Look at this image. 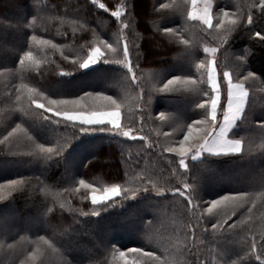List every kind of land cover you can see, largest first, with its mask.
Segmentation results:
<instances>
[{"label":"trees","instance_id":"trees-1","mask_svg":"<svg viewBox=\"0 0 264 264\" xmlns=\"http://www.w3.org/2000/svg\"><path fill=\"white\" fill-rule=\"evenodd\" d=\"M207 1L211 25L189 16L193 0H0V264H46L53 256L58 264H196L197 253L203 264H261L264 240L255 253L246 241L251 233L259 241L264 232V41L255 36L264 34V12L251 8L248 24L250 6L259 0ZM117 6L119 20L111 14ZM226 12L238 21L230 30L216 27ZM33 36L51 43L33 42ZM102 40L116 54L83 68L72 63L83 62L90 47L102 48ZM124 43L132 73L116 63L124 59ZM27 52L32 59L22 64ZM209 60L220 85L217 119L227 98L225 71L248 90L228 132L242 148L185 156L181 168V158L164 149L179 147L187 127L206 118L200 105L211 94ZM106 96L122 104V129L133 136L107 123L64 120L32 104L33 98L45 105L64 100L69 103L59 105L61 111L92 110L104 108L97 99ZM38 145L53 151L43 153ZM82 179L94 189L115 184L129 191L92 204ZM237 194L249 198L219 231L211 228L215 214L200 220L195 236L185 229L202 211H189L188 195L200 205ZM8 216L14 217L9 230ZM30 217L38 224L24 226Z\"/></svg>","mask_w":264,"mask_h":264},{"label":"snow or ice","instance_id":"snow-or-ice-1","mask_svg":"<svg viewBox=\"0 0 264 264\" xmlns=\"http://www.w3.org/2000/svg\"><path fill=\"white\" fill-rule=\"evenodd\" d=\"M92 3L97 4L98 0H92ZM193 3H195V0H193ZM98 7L105 8V5L103 3H99ZM251 8H258L261 12H264V0H259V3H253L250 6V11L248 14V24H251L253 22V17L251 14ZM107 10V9H106ZM113 16H115L118 20L122 17V13L119 10V6H117V10L111 13ZM229 13L224 14V19H221L216 27L217 28H224L225 30H230L232 27H234L238 21L236 19H230ZM190 17L196 18L195 12L189 13ZM201 19L206 25H211V21L209 19L208 15V8L205 7L203 12L198 17ZM32 25H29L31 27ZM128 25L124 24L122 25L121 31H123L124 28H127ZM168 31H171V29H168ZM255 36L258 37L260 40L264 41V34L261 32H256ZM32 41L39 43V44H50V41L46 40H38L36 36L32 37ZM100 46H92L89 48L87 52L86 58L83 60V62H79L77 60H73V64H79V67H87L89 64L95 63L97 60L107 57L109 54H116L117 49L112 45L105 41L99 42ZM52 47H56V45H52ZM205 52H215L216 49L212 48H205ZM123 60H117L116 63L123 64L127 69L129 73L133 72V67L131 64L130 57V49L128 47L127 43H124L123 45ZM24 59H32V53L27 52L24 54V57L21 58V63H24ZM65 59L67 60L68 57L65 56ZM198 68L203 67V65H197ZM208 84L211 88V94L207 100H205L200 107H204L207 109V116L205 119L195 121L192 124H190L187 127V131L185 132L183 139L179 141V147L175 148H166L164 149L166 152H174L176 153L181 159L179 160V165L181 168L185 166L184 163V157L192 152H199L201 149L209 150V148H215L216 150L225 151V152H239L242 148V142L240 140H235V145L233 146L234 140H223V139H213V126L215 125L217 121V106L220 101V85L217 81V75L215 72V69L213 67V61H208ZM252 76V73H249L247 77H244V79H248ZM180 78L176 77L173 79H170L163 85V88L159 89L160 91H165L170 88V85H173L176 81H178ZM223 79L227 81V97L229 100V89L232 90L233 96H238L241 93L244 94V101L240 104L234 103L231 109V115L229 117V122L225 125L227 126L235 117L239 114L240 110L242 109L244 102L246 100V97L248 95V90L245 87L244 82L239 83H233L232 79L230 77L229 72L225 71L223 73ZM193 83H195L193 81ZM103 99L108 100L111 102V105L113 106L111 110L107 111H98V110H86L82 108H78L74 111H68L64 110L61 111L59 109V105L67 104L69 101H57V100H49L47 105L43 103H38L34 98L32 99V104L35 106L36 109H42L45 113H50L53 116L60 117L64 120L68 121H78L83 124L91 125V124H99V123H108L110 124L114 129L120 131V133L123 136H133L132 135V129L128 130H122V123H121V108L122 105L118 103L116 100H114L112 97L106 96L103 97ZM73 103H79V102H73ZM225 117V114H224ZM165 117L163 114L160 115V119L163 120ZM19 127V125L17 126ZM226 130V127L219 132V137H223L224 131ZM16 131V129H13V132H9L8 136H6L4 139L8 140L13 133ZM144 139V137H141ZM3 141H0L2 143ZM38 148L43 153H51L53 151L52 148H44V146L38 145ZM129 160H132V157H129ZM144 180H147L148 178H143ZM10 185L15 186L17 183H22V181H10ZM80 185L84 187L85 189L91 190V203L97 204L99 202H103L106 200H109L113 197H116L120 194L121 191L128 192L129 189L127 188H121L118 185H112L111 187H105L100 191V194H97L98 190L94 189L91 184H87L83 179L79 181ZM3 186H0L2 188ZM185 189H188L190 186L188 184L184 185ZM179 195L185 197V191H180L179 189ZM135 194V192H133ZM191 195H188L187 201L189 205V211H192L196 207H200L202 209L200 217L197 218L196 225H185V229H190L192 232V235L195 236L196 229L199 227L200 220L208 215V214H215L216 216L218 214H222L221 218L217 220V222L213 225H211V228L215 231H219L221 228L225 226V223L232 217L233 213L232 210H236L241 203H243L245 200L249 198L248 194H237V195H225L221 198L212 200L210 202H201L200 205H194L193 199L190 198ZM103 198V199H101ZM97 201L94 203L93 201ZM51 211V209H49ZM251 211V209L249 210ZM229 228H237V224H228ZM260 239L259 241L256 238L255 233H251L249 238H247V247L249 252L255 253L257 251V246L260 243L261 240H264V232L259 233ZM191 244V240L188 238V232H185V246H188ZM141 252L140 249H129L130 254H139ZM119 257L123 258L125 256L124 252H120ZM145 255L149 258L152 257V253L148 252L145 253ZM257 259L261 260V264H264V246L260 247L259 249V255L257 256ZM196 264H203V261L199 259V253H197V260Z\"/></svg>","mask_w":264,"mask_h":264},{"label":"rangeland","instance_id":"rangeland-1","mask_svg":"<svg viewBox=\"0 0 264 264\" xmlns=\"http://www.w3.org/2000/svg\"><path fill=\"white\" fill-rule=\"evenodd\" d=\"M205 7H207L208 8V15H209V19H211L210 18V14H209V3H208V1L207 0H195V3H192V6H191V9H190V12H195V14H196V18H198L199 17V15L203 12V10H204V8ZM15 39V38H14ZM5 51V50H4ZM212 61V60H211ZM93 64V63H92ZM92 64H89L88 66H90V65H92ZM213 67H214V64H213ZM215 69V68H214ZM215 72H216V69H215ZM234 84L235 83H237V82H234V81H232ZM226 97H227V86H226ZM97 101L99 102V104L101 105L102 104V106L104 107V108H95V109H92V110H98V111H107V110H111L112 109V105H111V102L109 101V102H107V100H105V99H97ZM121 104V103H120ZM227 104H228V97L226 98V101H225V105H224V111H223V115H222V117H221V119L220 118H218L217 119V121H216V123H215V127L213 128V139H217V140H219V139H223V140H234V139H230L229 137H228V132H229V129L231 128V127H233V125H234V123H235V121H236V119L238 118V117H240V115H241V113H242V109L240 110V112H239V114L235 117V119H233L227 126H224V127H226V130L224 131V134H223V137L221 138V137H219V132H220V130H221V127H222V125H224V114H225V110H226V108H227ZM122 105V104H121ZM243 108V107H242ZM183 109H185V108H183ZM74 110H77V109H73V110H68V111H74ZM106 123V122H105ZM108 124V123H107ZM110 127H112L110 124H108ZM113 128V127H112ZM116 130V129H115ZM122 130H125V129H122ZM116 131H118V130H116ZM203 151H209V150H206V149H201L198 153L197 152H195V151H192V152H190V153H188L186 156H189L190 158L192 157L193 159H195V158H198V157H200L201 156V153L203 152ZM210 152H221L220 150H215V151H210ZM184 159V158H183ZM185 161V160H184ZM231 173V172H230ZM238 174L237 173H232L231 174V176L230 177H234V176H237ZM105 187H111V185H109V186H104V187H102V188H100V189H97L98 190V192H97V194H100V191L102 190V189H104ZM88 198H89V200L91 201V191H89L88 192ZM6 222H5V225L4 226H6V227H8V230H9V225L14 221V217L13 216H8V217H6V220H5ZM22 224L24 225V226H28V227H30V226H34V225H37L38 223L34 220V218H24V220L22 221ZM133 227H135V230L137 229L136 228V225L134 226L133 225ZM38 245V244H37ZM40 246V250L42 249V245H39ZM39 250V251H40ZM38 251V252H39ZM37 252V253H38ZM36 253V254H37ZM20 254L17 252V250L14 252V255H13V257L15 258H17L18 256H19ZM25 257V256H24ZM54 257V258H53ZM52 258H48V259H46V264H58V259H57V256H53Z\"/></svg>","mask_w":264,"mask_h":264},{"label":"clouds","instance_id":"clouds-1","mask_svg":"<svg viewBox=\"0 0 264 264\" xmlns=\"http://www.w3.org/2000/svg\"><path fill=\"white\" fill-rule=\"evenodd\" d=\"M244 101V94L241 93L238 96H233L232 95V90L229 89V100H228V104H227V108L225 110V117H224V125H222L221 127V131L224 129V126L229 122V117L231 115V109L234 103L236 104H240ZM233 146L235 145V140L232 142ZM215 148H209V151H215ZM103 199V198H101ZM94 203H96L97 201H93ZM233 213L236 212V210H232ZM222 214H218L217 217L220 219ZM243 239V238H242ZM65 264H68V262L66 261Z\"/></svg>","mask_w":264,"mask_h":264}]
</instances>
